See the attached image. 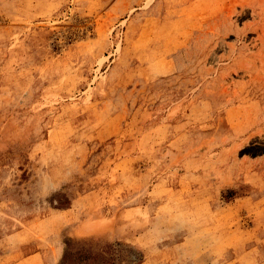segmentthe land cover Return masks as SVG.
<instances>
[{"label": "rangeland", "instance_id": "rangeland-1", "mask_svg": "<svg viewBox=\"0 0 264 264\" xmlns=\"http://www.w3.org/2000/svg\"><path fill=\"white\" fill-rule=\"evenodd\" d=\"M0 264H264V0H0Z\"/></svg>", "mask_w": 264, "mask_h": 264}]
</instances>
